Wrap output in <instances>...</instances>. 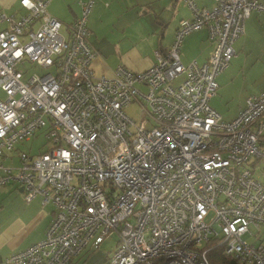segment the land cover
I'll list each match as a JSON object with an SVG mask.
<instances>
[{
  "label": "built area",
  "instance_id": "built-area-1",
  "mask_svg": "<svg viewBox=\"0 0 264 264\" xmlns=\"http://www.w3.org/2000/svg\"><path fill=\"white\" fill-rule=\"evenodd\" d=\"M183 1L192 18L155 63L119 66L110 77L91 67L93 0L78 1L67 36L46 13L48 0H19L18 17L0 12V160L38 133L46 139L36 155L19 151L17 168L0 163V187L15 184L24 200L40 197L54 211L41 241L0 264H70L111 232L110 264H212L221 248L238 264H264V92L231 121L210 106L233 42L264 2L214 0L206 10ZM203 28L212 55L182 64L180 44ZM25 61L55 73L23 82ZM134 101L138 124L124 109Z\"/></svg>",
  "mask_w": 264,
  "mask_h": 264
},
{
  "label": "crops",
  "instance_id": "crops-1",
  "mask_svg": "<svg viewBox=\"0 0 264 264\" xmlns=\"http://www.w3.org/2000/svg\"><path fill=\"white\" fill-rule=\"evenodd\" d=\"M18 1L0 0V12L5 14V9H10ZM48 1L46 13L48 5H51L48 14L63 25V34L67 36L66 27L80 15L78 1L88 0ZM192 1L195 7L206 10L215 4L214 0ZM65 3L69 14L60 10ZM18 6L19 9L11 15H23L19 13L23 9L20 4ZM191 18L192 13L183 0H93L86 23L90 33L88 42L96 53L91 65L93 73L110 77L119 66L133 72L146 70L155 63V51H164L170 46L179 22ZM243 30V34L233 42L234 56L229 65L215 79L218 90L210 100V106L223 121L233 120L243 109L248 97L264 92V14L251 13L245 20ZM206 31L205 28L193 31L183 39L179 56L182 64L191 61L202 64L212 55L214 45L209 41ZM20 146L16 144L14 147L16 156L21 151ZM4 159L0 160L1 164H4ZM8 185L11 190H18L24 196L15 184ZM6 186L0 187V194L5 192ZM47 205L48 209L41 207L31 218L17 215L6 227L0 226V260L26 250L44 238L54 215L53 206ZM40 223L42 225L37 231L36 227ZM101 242L98 245H86L70 264H85L87 253L97 249ZM115 244L116 238L110 253ZM108 253L104 261H108Z\"/></svg>",
  "mask_w": 264,
  "mask_h": 264
},
{
  "label": "rangeland",
  "instance_id": "rangeland-1",
  "mask_svg": "<svg viewBox=\"0 0 264 264\" xmlns=\"http://www.w3.org/2000/svg\"><path fill=\"white\" fill-rule=\"evenodd\" d=\"M19 3L15 2L10 9H5V15H10L13 14V12L16 11V9H19ZM51 8V5H48V12L49 9ZM61 11L64 13H68L69 9L67 4L62 7H60ZM21 14L24 13V10H20ZM66 22V21H63ZM5 24H2L0 26V29L2 26ZM18 70L22 73V81L25 82L27 81L28 78H30L33 75H42L48 72L55 73V69L53 67L51 68H43L40 66V64H36L33 62H24V63H19L18 65ZM6 98V95L4 91L0 90V100H3ZM127 116L132 119V121L136 122L137 124L140 122L139 120L142 117L143 111L141 108L140 103L134 101L131 104L128 105V107L124 108ZM46 139L42 136V133H38L36 136L32 137L30 140L23 141L19 143L21 146L19 150L29 153L31 155H36L42 147H46L45 145ZM4 166L9 167V168H17L19 166V157L16 156L15 153H9L8 157H6L4 160ZM15 173V172H14ZM256 175L255 178H257ZM11 186H6L5 192L0 194V226L6 227L7 224L9 225L12 220H14L17 215L23 216L26 219L31 218L38 210H41V207H45L48 209V205H40L41 199L39 197H36L32 199L30 202L24 200V196H22L18 190H11ZM29 202V203H27ZM13 217V218H12ZM12 218L10 221L9 219ZM9 221V222H8ZM43 223V222H42ZM39 225V224H38ZM37 225V226H38ZM41 223L37 228V231L41 227ZM36 231V232H37ZM112 235L111 237H106L104 240H101V244L97 249L90 250V252L87 253L88 256H86L84 259H86L85 264H109V259L108 261L105 260V255L108 253V258L110 256V250L112 249V244L115 241L118 240V235L115 232H111ZM248 242H254L253 239H247ZM0 256H2L0 254Z\"/></svg>",
  "mask_w": 264,
  "mask_h": 264
},
{
  "label": "trees",
  "instance_id": "trees-1",
  "mask_svg": "<svg viewBox=\"0 0 264 264\" xmlns=\"http://www.w3.org/2000/svg\"><path fill=\"white\" fill-rule=\"evenodd\" d=\"M216 96V95H215ZM36 136V135H35ZM34 137V136H33ZM32 137H30L31 139ZM29 139V140H30ZM261 146L264 147V136L261 137ZM23 142V141H22ZM21 143V142H20ZM46 144V143H45ZM44 147H42L41 149H39L40 151L39 152H42ZM38 152V153H39ZM26 153V152H24ZM37 153V154H38ZM223 252V249H215L213 250L212 252H210V261L212 264H238L234 259H232L231 257L229 256H226L224 255ZM11 256V255H10ZM9 257V256H8ZM7 257H5L4 259H6ZM4 259L0 260V262L4 261Z\"/></svg>",
  "mask_w": 264,
  "mask_h": 264
},
{
  "label": "water",
  "instance_id": "water-1",
  "mask_svg": "<svg viewBox=\"0 0 264 264\" xmlns=\"http://www.w3.org/2000/svg\"><path fill=\"white\" fill-rule=\"evenodd\" d=\"M19 191H21V189H19Z\"/></svg>",
  "mask_w": 264,
  "mask_h": 264
}]
</instances>
